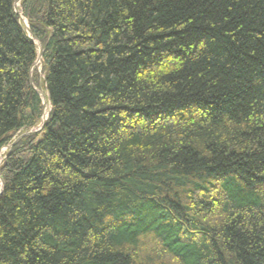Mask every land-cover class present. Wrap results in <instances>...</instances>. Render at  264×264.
Wrapping results in <instances>:
<instances>
[{"label": "trees", "instance_id": "trees-1", "mask_svg": "<svg viewBox=\"0 0 264 264\" xmlns=\"http://www.w3.org/2000/svg\"><path fill=\"white\" fill-rule=\"evenodd\" d=\"M15 1L0 264H264V0Z\"/></svg>", "mask_w": 264, "mask_h": 264}, {"label": "rangeland", "instance_id": "rangeland-1", "mask_svg": "<svg viewBox=\"0 0 264 264\" xmlns=\"http://www.w3.org/2000/svg\"><path fill=\"white\" fill-rule=\"evenodd\" d=\"M35 65H36V67H37V71H38V79L40 80L39 81V83L42 85V89L40 88V87H38L37 88V90L40 92V93H42L43 95H45L46 96V92H45V89H44V87H43V83H42V79H43V73L41 72V62L40 61H36L35 62ZM44 96V98H42V101H43V104H44V108H43V114L45 113V112H47V115L46 116H43V117H46L47 118V116H48V111H49V104L48 103H45V101H46V97ZM42 117V118H43ZM40 125H41V122L39 123V124H37L34 128H31V129H29V130H22V131H18L15 135H14V137L15 138H17V137H21V136H23L22 134H26V133H33V132H36V131H39L40 130ZM20 139V138H19ZM6 148L5 147H3L2 149H1V151H0V154H1V156H0V163H1V161H2V159L4 158V156H5V154H6ZM3 188V187H2ZM2 188H1V182H0V191L2 190Z\"/></svg>", "mask_w": 264, "mask_h": 264}, {"label": "water", "instance_id": "water-1", "mask_svg": "<svg viewBox=\"0 0 264 264\" xmlns=\"http://www.w3.org/2000/svg\"><path fill=\"white\" fill-rule=\"evenodd\" d=\"M19 2H20V0H16L15 3H14V10H15V12H16L18 15L20 14V11H18V9H17V5L19 4ZM20 18H21V17H20ZM23 23H24L25 26H26V30H27V32H28L29 34H31V33H30V30L28 29V25H27L25 19H23ZM35 41H37V43H38V56H37V61H40V60H41V56H42V48H41V45H40V43L38 42V40H35ZM30 83L32 84L31 80H30ZM39 93H40V92H39ZM40 95H41L42 98H44V96H43L42 93H40ZM45 121H46V117H43V118H42V121H41V125H40L39 128H42V127H43ZM19 138H20V136L17 137L12 143H10V144H9V147H12V146H13V145L19 140ZM0 182H1V188H2V187H3V182H2V180H1V178H0Z\"/></svg>", "mask_w": 264, "mask_h": 264}, {"label": "bare ground", "instance_id": "bare-ground-1", "mask_svg": "<svg viewBox=\"0 0 264 264\" xmlns=\"http://www.w3.org/2000/svg\"><path fill=\"white\" fill-rule=\"evenodd\" d=\"M17 8H18V6H17ZM43 96H45V95H43ZM46 115H47V112L44 113V116H46Z\"/></svg>", "mask_w": 264, "mask_h": 264}]
</instances>
